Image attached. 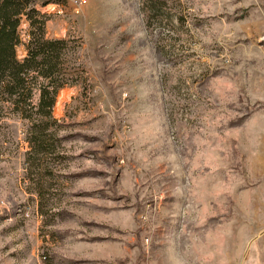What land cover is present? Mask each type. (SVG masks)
I'll list each match as a JSON object with an SVG mask.
<instances>
[{
  "label": "rangeland",
  "instance_id": "374dc122",
  "mask_svg": "<svg viewBox=\"0 0 264 264\" xmlns=\"http://www.w3.org/2000/svg\"><path fill=\"white\" fill-rule=\"evenodd\" d=\"M79 1L37 6L84 80L47 154L2 126L0 264H264V0Z\"/></svg>",
  "mask_w": 264,
  "mask_h": 264
},
{
  "label": "trees",
  "instance_id": "16d2710c",
  "mask_svg": "<svg viewBox=\"0 0 264 264\" xmlns=\"http://www.w3.org/2000/svg\"><path fill=\"white\" fill-rule=\"evenodd\" d=\"M144 1V5H154L160 0ZM47 4L41 0H0V133L11 121L22 123L27 156L47 154L48 140L57 125L52 116L56 96L84 80L80 42L44 35L48 17L37 6ZM23 23L27 25L24 44L19 30ZM19 45L25 52L21 59L16 55Z\"/></svg>",
  "mask_w": 264,
  "mask_h": 264
},
{
  "label": "built area",
  "instance_id": "2783aa9c",
  "mask_svg": "<svg viewBox=\"0 0 264 264\" xmlns=\"http://www.w3.org/2000/svg\"><path fill=\"white\" fill-rule=\"evenodd\" d=\"M77 4H78V6H77V7L79 8V7H81V5H83V4H84V2H83V1H79V0H78Z\"/></svg>",
  "mask_w": 264,
  "mask_h": 264
}]
</instances>
